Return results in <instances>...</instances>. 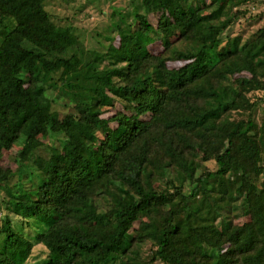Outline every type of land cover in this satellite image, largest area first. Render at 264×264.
Here are the masks:
<instances>
[{
  "label": "trees",
  "instance_id": "1",
  "mask_svg": "<svg viewBox=\"0 0 264 264\" xmlns=\"http://www.w3.org/2000/svg\"><path fill=\"white\" fill-rule=\"evenodd\" d=\"M51 1L0 0V264H264V25L222 38L247 0H138L98 68Z\"/></svg>",
  "mask_w": 264,
  "mask_h": 264
},
{
  "label": "rangeland",
  "instance_id": "2",
  "mask_svg": "<svg viewBox=\"0 0 264 264\" xmlns=\"http://www.w3.org/2000/svg\"><path fill=\"white\" fill-rule=\"evenodd\" d=\"M137 5H140L138 0H52L47 8L58 17L61 24L69 26L78 37L79 42L73 51H77L86 65L98 68L101 64V53L106 50L109 44L107 39L113 35L111 33L113 22L118 20L122 14L131 18ZM239 9L243 10L244 14L238 17L234 25L229 27L222 35L224 40L229 35L243 33L244 40L247 41L253 38L257 30L264 25V0H247L245 4L239 6ZM3 14L7 15L6 12ZM11 22L13 23V20ZM115 43L117 44V42ZM160 49L158 45L152 47L154 52H158ZM249 74L244 72V75L249 76ZM260 97L264 99V92L251 94L252 100ZM255 116L259 122L264 119V100L260 102ZM233 117L239 119L246 117V114L234 112ZM52 148V141L47 140L46 144L31 159L35 163L42 165L50 155ZM17 153V147L7 152L0 162V166L15 169L17 167ZM208 165L213 167V163ZM0 207L3 209L0 210L1 225L7 212L1 203ZM10 217L14 223L22 224L25 232L30 230V226L20 216L12 213ZM247 220L248 217H241L237 223H244ZM46 256L47 249L43 245L38 244L34 248L29 263L33 264L37 259H43Z\"/></svg>",
  "mask_w": 264,
  "mask_h": 264
}]
</instances>
